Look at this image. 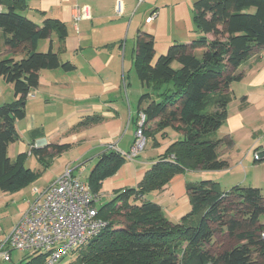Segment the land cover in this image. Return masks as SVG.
Masks as SVG:
<instances>
[{"label":"trees","instance_id":"trees-1","mask_svg":"<svg viewBox=\"0 0 264 264\" xmlns=\"http://www.w3.org/2000/svg\"><path fill=\"white\" fill-rule=\"evenodd\" d=\"M26 8L25 0H0V78L12 85L15 97L0 106V189L7 193L34 183L55 157L71 148L32 144L31 155L42 165L41 171L26 167L27 154L13 160L8 154L9 146L20 138L16 123L26 117L28 94L39 87L40 73L76 69L63 63L52 45L45 52L38 49L54 30L63 47L65 24L46 19L39 25L21 13ZM193 16L199 36L170 45L155 61L154 35L137 33L134 68L145 91L138 102L136 127L140 114H145L144 134L155 147L159 132L171 128L180 137L157 157L136 187L116 190L109 202L99 204L98 216L107 227L85 250L74 251H80L76 264H264L261 189L235 185L223 191L210 179L188 183L191 209L178 223L147 199L186 171L229 168L220 150L231 149L234 141L215 135L228 119L230 86L244 78L241 66L264 50V0H197ZM100 121L101 117L87 116L77 127ZM128 153L109 151L99 158L86 182L94 195H101L103 182L125 165ZM263 162L264 157L254 159L255 164ZM223 230L233 245L214 253V235ZM4 246L8 249L7 242ZM46 263V255L37 252L27 254L20 264Z\"/></svg>","mask_w":264,"mask_h":264},{"label":"crops","instance_id":"crops-1","mask_svg":"<svg viewBox=\"0 0 264 264\" xmlns=\"http://www.w3.org/2000/svg\"><path fill=\"white\" fill-rule=\"evenodd\" d=\"M186 1L191 3L195 0ZM25 2L27 8L21 13L24 16L26 14L27 18L37 24H43L46 19H58L65 24L68 35L63 47L55 30L51 38L40 41L39 46L45 43L48 50L52 45L53 51L59 54L61 61L72 63L76 69L72 72H65L62 69L43 70L40 73L39 87L31 91L35 97L27 99L26 117L16 123L20 138L9 146V157L13 160L24 153L28 155V159L34 157L31 155L32 144L38 146L70 144L69 151L77 148L80 153L79 160H83V164L90 162L95 166L106 152L118 151L123 154L130 152L135 141L138 102L143 93L142 91L131 93L129 84L126 83L125 68L134 66L135 39L138 31L151 34L157 32L159 20L164 16L161 4L166 6L168 1L25 0ZM83 7L87 8V12L79 19L80 8ZM153 13L156 14V19L148 21ZM165 16L169 20L171 18L174 20L176 11H168ZM147 24H152L151 29H147ZM158 57L159 55H156L154 61ZM260 59V55L252 57L241 66L240 71L244 73V80L250 76L247 91L243 93L246 102L240 105L238 110L235 108L231 114L230 105L237 100L235 93L228 106V119L216 133V139L231 137L230 134L235 133L239 127L250 130L251 124L247 121L249 115L247 100H250L254 89L260 90L264 96V63ZM87 116L101 117V121L78 128V124ZM23 122L25 126L22 128ZM66 134H71L72 143H63ZM179 137L177 132L170 135L167 130L159 132L156 134L159 142L157 147L153 145L152 138H147V146L150 145L152 150L142 156L141 153L147 151L145 149L133 160H128L114 176L105 180L100 192L102 198L107 197L111 200L116 190L136 187L157 157ZM161 138L166 140L160 142ZM233 148L234 146L229 150ZM65 153L55 157L45 168L42 174L45 179L41 188L43 191L66 171L75 176L74 170L70 167L73 162L69 158L62 159ZM221 154H224V149L220 150V158L229 161L230 166L227 170L186 171L172 179L161 192L147 195V199L160 205L170 221L178 223L191 209L186 190L188 183L210 179L218 182L220 187L224 185V188H227L229 185L226 181L224 184L225 177L240 173L235 172L230 159L221 157ZM60 160L61 162L57 163ZM38 164L41 169L36 171H41L42 165ZM245 181L246 177L237 181L239 182L237 185L244 184ZM19 219L11 227L9 235Z\"/></svg>","mask_w":264,"mask_h":264},{"label":"rangeland","instance_id":"rangeland-1","mask_svg":"<svg viewBox=\"0 0 264 264\" xmlns=\"http://www.w3.org/2000/svg\"><path fill=\"white\" fill-rule=\"evenodd\" d=\"M165 4H161L163 8L164 16L159 20L158 30L154 32L155 38V50L156 55H162L167 52V49L170 45L175 43H189L192 40L196 39L199 34L196 32V28L193 21V3L186 0H167ZM164 6V7H163ZM176 11V18L173 20L167 19L168 11ZM26 16V14H25ZM33 18L32 16H29ZM35 17V16H34ZM31 20V19H30ZM175 22V24H174ZM152 24H147V29H151ZM153 31L154 28H152ZM131 41H129L130 43ZM45 43H41L39 46L40 52H45ZM3 46V45H2ZM261 52V53H260ZM258 55L261 56L260 61L264 63V50L260 51ZM6 54V51L4 52ZM255 57V56H254ZM259 59L258 57H256ZM126 83L129 84V89L131 93H136L142 91L144 93L145 89H142L141 84L138 80V77L135 72V68L132 65L131 67L127 66L125 68ZM250 76L242 79L240 82H234L231 86L232 99H234L235 93L237 100L233 101L230 105V113L239 109L242 104L243 98L247 91L246 87L249 85ZM264 88V87H263ZM232 91H235L234 93ZM242 93V94H240ZM14 91L12 85L3 81L0 78V106L11 103L14 101ZM248 102V118L247 121L250 122L249 129H241L240 127L234 133L232 132L231 138L234 140V148L232 150L224 147V154H221V157L228 158L232 162L233 170L235 172H240L239 174H233V176L225 177L224 184L229 185L227 188H224V185H221L223 191L231 189L233 186L237 185L242 178L246 177L244 184H240L243 187H253L259 188L264 193V162L261 164H255L254 159L255 155L259 156V159L264 157V96L262 92L258 89H254L251 94L250 100ZM245 124V122H243ZM25 126V122L21 123V127ZM170 134L176 133L174 129H167ZM223 137V136H221ZM166 139H160V142H163ZM71 134H66L64 136L63 143H72ZM148 142V141H147ZM146 143L144 153H141L142 156L146 155L147 152L152 150L151 146H147ZM144 149V150H145ZM141 152V151H140ZM143 152V151H142ZM79 150L74 147L71 151L65 153L62 159H70L72 161L71 169L74 170L75 176L83 182H87V178L94 167L90 162L83 164V160H79ZM10 156V155H9ZM58 161L57 163H60ZM26 167L38 170L41 169L35 157H30L26 162ZM44 176L41 175L34 183L25 187L24 189L17 191L15 193L3 192L0 189V246L5 244L11 227L16 223L20 218V215L27 210L28 202L35 200L38 197V194L34 192V189H37L39 192H42V185L44 184ZM109 198H101L100 203L104 204L109 202ZM20 220V219H19ZM261 222L264 224V215L261 217ZM233 245L232 239L229 238L228 234L225 231H217L214 235V246L211 248L214 253H218L222 250L229 249ZM86 246L82 250H85ZM11 247L8 245V249ZM10 259L4 260L0 257V264H20L26 256L25 253H22L16 249H11ZM80 254L79 252H74L58 264H76L77 258Z\"/></svg>","mask_w":264,"mask_h":264},{"label":"built area","instance_id":"built-area-1","mask_svg":"<svg viewBox=\"0 0 264 264\" xmlns=\"http://www.w3.org/2000/svg\"><path fill=\"white\" fill-rule=\"evenodd\" d=\"M86 12V7L80 8L78 18H83ZM155 18L156 14H153L148 21ZM28 97L35 95L30 93ZM145 121V114L141 113L134 145L126 155L128 160H133L146 147ZM255 159L259 156L255 155ZM34 192L38 197L30 202L8 237L7 245L13 249L26 254L39 252L46 255V264H58L74 251L87 246L107 227V221L98 216L102 196L94 195L87 183L70 171L46 190L39 192L34 189ZM0 257L10 259L9 250L4 245L0 246Z\"/></svg>","mask_w":264,"mask_h":264}]
</instances>
